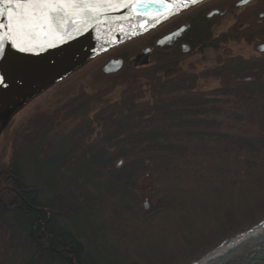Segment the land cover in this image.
Here are the masks:
<instances>
[{"label":"trees","instance_id":"obj_1","mask_svg":"<svg viewBox=\"0 0 264 264\" xmlns=\"http://www.w3.org/2000/svg\"><path fill=\"white\" fill-rule=\"evenodd\" d=\"M238 1L205 3L106 51L69 77L99 63L107 86L73 98L31 134L11 137V152L0 157V264H264V230L229 248L264 226V198L242 190L225 204L218 191H203L201 202L188 204L169 188L145 213L137 193L143 177L194 180L201 190L213 181L202 167L221 171V161L263 177L264 53L245 57L228 45L264 43V0L219 34L220 18H208L217 9L237 12ZM188 22L190 54L156 47ZM149 48L147 65L131 62ZM194 50L214 51V64L186 63ZM112 59L124 68L106 76ZM209 79L219 87L204 91Z\"/></svg>","mask_w":264,"mask_h":264},{"label":"water","instance_id":"obj_2","mask_svg":"<svg viewBox=\"0 0 264 264\" xmlns=\"http://www.w3.org/2000/svg\"><path fill=\"white\" fill-rule=\"evenodd\" d=\"M208 1L197 0L195 5L182 6L179 0L175 3L165 0L163 4L159 0H113L110 5L100 6L103 18L99 24H89L82 31H73L71 38L49 32L38 38L41 45L38 49L26 53H21L5 41V54L0 56V76L5 77L7 86H0V124L7 125L14 115L33 100L106 51ZM252 1L245 0L239 6H246ZM6 7L0 4V11L4 12L0 16V25L7 23ZM64 8L69 15L65 27L71 30L73 6L66 5ZM52 28L55 29V25ZM186 29L183 26L161 37L156 47L161 50L173 49L184 37ZM3 35L4 31L0 29V36ZM184 48L186 52L191 49L188 45ZM258 51L264 53V44L258 47ZM151 53V49L144 50L134 62L147 65ZM124 65L123 59H113L103 67L102 72L106 76L116 75L123 70Z\"/></svg>","mask_w":264,"mask_h":264},{"label":"rangeland","instance_id":"obj_3","mask_svg":"<svg viewBox=\"0 0 264 264\" xmlns=\"http://www.w3.org/2000/svg\"><path fill=\"white\" fill-rule=\"evenodd\" d=\"M240 12L244 11V8H240ZM223 11V10H221ZM217 20L216 31L221 33L226 31L234 22L233 16L229 15L226 18L219 17ZM257 46L260 45V42H257ZM234 54H241L245 57L258 56L259 51L258 47L246 44L244 42L235 43L232 42L228 45ZM142 54V53H141ZM140 54V55H141ZM138 57V56H137ZM136 57V58H137ZM216 53L214 51H207L206 54L194 50L191 55L188 56L186 63L196 64L200 67V70H203L207 66H211L215 62ZM136 58H133L131 62ZM98 61V60H97ZM91 63V62H90ZM95 63V62H94ZM92 62V65L94 64ZM108 63V62H107ZM105 63L104 65H106ZM89 64V63H88ZM91 66V65H90ZM99 69V63H95L86 76H83V73H78L75 76H71L68 79H64L58 84L54 85L52 88L48 89L38 98L33 100L27 107L18 112L7 124L8 127L4 130V127L7 126L4 123L0 124V157L3 153L9 154L11 152V137L15 133H20V135L31 134L35 131V128L43 126L44 123L53 115V113L72 100L75 97H78L81 93L87 92L92 93L99 88L107 86L110 82L104 77L97 75L96 71ZM219 87V81L214 79H209L208 81H201V89L204 91H212ZM117 97H114V99ZM24 134V135H25ZM210 164H214L210 162ZM218 165L221 167L220 170L213 169L214 166L209 164L203 166L201 173L203 177L211 178L213 176V181L209 180L201 186V190H198V187L194 184L193 181L188 180H163L155 177H143L140 181V187L138 189V195L140 196L141 207L144 209L145 213H151L154 211L157 204L161 201L164 196L169 194L165 191L169 188L178 189L181 191L180 195L185 196L187 203H190V200H200L201 202V192H217V199L223 200L228 204L230 200L237 201L238 192L242 191L245 197L253 196L257 198H264V175L259 176L251 174V177H248L245 168L238 166L235 163L230 161L220 162ZM174 181V182H173ZM243 182L244 187H241L239 191H233L230 185H236L238 182ZM241 182V183H242ZM204 183V182H202ZM230 187V188H229ZM220 191V192H219ZM242 192H240L241 195ZM166 194V195H165ZM147 206V207H146ZM191 208V206H190ZM170 220L173 222V215H170ZM134 227H139L134 224ZM264 230V226H261L251 233L247 234L244 238L232 242L230 249L239 244V242L247 239L249 237H256ZM228 250L227 247H223L216 252V256H221L226 253ZM130 254L135 256V252L131 251Z\"/></svg>","mask_w":264,"mask_h":264},{"label":"snow or ice","instance_id":"obj_4","mask_svg":"<svg viewBox=\"0 0 264 264\" xmlns=\"http://www.w3.org/2000/svg\"><path fill=\"white\" fill-rule=\"evenodd\" d=\"M113 0H0L6 5L7 23L0 25L4 35L0 36V56H4L5 41L21 53L33 52L41 45L38 38L51 32L71 38L73 31H82L89 24H99L103 18L100 6L110 5ZM164 3L165 0H159ZM177 2V0H170ZM179 3L195 5L197 0H179ZM73 6L72 29L65 27L69 15L64 6ZM4 15L0 11V16ZM55 25V29L52 26ZM79 25V27H77ZM38 54V52H37ZM0 86H7L0 76Z\"/></svg>","mask_w":264,"mask_h":264},{"label":"flooded vegetation","instance_id":"obj_5","mask_svg":"<svg viewBox=\"0 0 264 264\" xmlns=\"http://www.w3.org/2000/svg\"><path fill=\"white\" fill-rule=\"evenodd\" d=\"M212 1H214V0H210V1H208V2H212ZM243 1H245V0H239L238 2H236V4H235V10H237V12L236 11H233V10H231L230 8H226V9H224L223 11H221V10H213L209 15H208V18L209 19H214L215 17H222V18H226L227 16H229V15H231V16H233V18H234V21L236 20V18H238L239 17V13H242V12H240L241 10H240V8L241 9H245V8H247L248 6H250L252 3H254V2H256V1H258V0H253L252 2H250L249 4H247L246 6H239V4L241 3V2H243ZM208 2H206V3H208ZM205 4V3H204ZM216 11H218L219 12V14H217V15H215V14H213V12H216ZM239 12V13H238ZM213 14V15H212ZM224 14V16H222ZM261 17L263 18V15H261ZM183 26H186L187 27V29H186V32H185V35H184V37L182 38V40H180L179 42H178V44L173 48V49H175V48H179V49H181L185 54H190L191 53V49H190V51H188V52H186V49L184 48L185 47V45H188L187 44V40H186V38H187V35H188V33H189V31H190V29H191V22L189 23H184L183 25H181V26H179L178 28H180V27H183ZM178 28H176V29H178ZM175 29V30H176ZM174 31V30H173ZM172 32V31H171ZM167 35V34H166ZM165 36V35H164ZM264 44V43H263ZM263 44H261V45H263ZM189 46V45H188ZM149 49H152V48H149ZM258 49V48H257ZM172 50V49H171ZM144 52V51H143ZM113 60V59H112Z\"/></svg>","mask_w":264,"mask_h":264}]
</instances>
